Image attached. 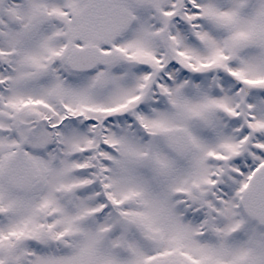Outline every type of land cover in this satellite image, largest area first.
I'll return each mask as SVG.
<instances>
[{
  "label": "snow or ice",
  "instance_id": "obj_1",
  "mask_svg": "<svg viewBox=\"0 0 264 264\" xmlns=\"http://www.w3.org/2000/svg\"><path fill=\"white\" fill-rule=\"evenodd\" d=\"M0 264H264V0H0Z\"/></svg>",
  "mask_w": 264,
  "mask_h": 264
}]
</instances>
